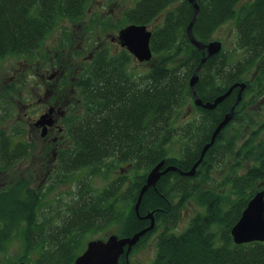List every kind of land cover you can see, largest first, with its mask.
I'll return each mask as SVG.
<instances>
[{"label": "trees", "instance_id": "trees-1", "mask_svg": "<svg viewBox=\"0 0 264 264\" xmlns=\"http://www.w3.org/2000/svg\"><path fill=\"white\" fill-rule=\"evenodd\" d=\"M90 1L0 0V63L9 57L41 55L46 40L62 22L85 21ZM242 1L197 0L200 13L194 37L207 44L223 25L235 20L237 49L243 53L234 60L233 52L223 49L209 58L199 72L198 96L204 103L213 102L234 84H247L233 120L206 153L197 174L164 175L144 195L137 216L135 204L150 170L165 160L166 166L190 171L239 90L214 110L195 106L190 79L203 54L187 34L193 6L188 0H138L125 17L129 24H153L151 48L158 60L148 73L137 76L129 67L133 58L128 51L99 52L89 62L77 85L83 112L68 127L72 147L60 161L66 174L85 170L88 174L62 208L65 216L60 223L47 217L41 206L43 195H35L33 188L25 186L28 182H15L0 192V253L7 250L14 232L22 230L23 238L21 256L4 264H73L86 235L118 227L114 235L131 237L150 225L144 217L152 212L156 227L140 239L130 256L160 230L150 264H264V243L236 245L231 236L257 185L264 183V119L253 127L244 112L256 97H264V0ZM67 31L64 28L62 35ZM67 42H72V36ZM59 45L55 51L60 60L70 53H64L65 43ZM190 106L200 115L183 123ZM232 127L236 131L227 137ZM231 152L235 163L217 186L222 187L221 193L203 189L222 163L216 157ZM118 165L137 172L126 190L123 176L103 190L92 187L91 178L104 170L109 174ZM193 198L205 211L194 216L183 233L174 234ZM52 209L59 210L55 204ZM120 262L127 263L125 255Z\"/></svg>", "mask_w": 264, "mask_h": 264}, {"label": "rangeland", "instance_id": "rangeland-1", "mask_svg": "<svg viewBox=\"0 0 264 264\" xmlns=\"http://www.w3.org/2000/svg\"><path fill=\"white\" fill-rule=\"evenodd\" d=\"M137 1L138 0H91L89 2L85 21H83V23L77 24L71 23L69 21L62 22L61 25L56 29V31L49 36L43 48L40 50L42 56L39 54L37 57L34 58L9 57L1 61L0 86H3L2 83L4 81H13V84H16L17 88L20 89L19 84L26 83L25 85L28 86L24 87V90H26L30 95L32 91H35L32 90L34 88L33 84L35 83V81L40 80L38 76L34 75V71L38 67L42 66V64L39 62L47 61V63H49V61L54 56H56V48L60 47V41L65 43V47L67 50H65L64 53H70L72 47L75 46L67 42L70 40L71 36L73 42L75 41L74 37L80 36L78 37L77 45L79 46V48H82L84 52L83 54H80L78 56L73 55V53L71 52L70 55L72 59H76V62L81 63L83 66H88L89 62L82 61L83 57H90L91 54H94L95 56L97 53H99L95 52L94 50L95 48H98V46H100L101 43H103L104 41L106 42V46H110V44L112 43V38L117 37L118 31L129 24L125 17V12L129 9H132L137 3ZM246 1L247 0H243L241 4ZM98 20L102 21L103 25ZM147 26L150 30L153 29V24H148ZM64 28L68 30L67 35L65 33H63L62 35V31L64 30ZM212 41H221L223 49L225 51H228L229 53L231 51L233 52L232 58L234 60H237L242 57V51L237 49V31L235 27V20H231L225 25H223L215 33L214 37L212 38ZM105 52L111 53L109 52V49H107V51ZM132 58L133 59L129 67L131 69V72L135 76L148 73L152 69L155 60H158V56H154V52L152 60H155L147 63H139L135 60L133 56ZM261 61L262 63H264V59H262ZM48 75H51V73L49 72ZM8 89L9 88L3 87V94L0 95L10 94L11 89ZM244 112H246L247 117H250L252 119V126L257 127L258 124H260L264 119V97H256L253 100L252 104ZM199 115L200 113H198L195 108H192V106H190L189 109L185 111V116L182 121L183 123H187L189 121H192L193 119L198 118ZM231 129L232 130L227 133V137H230L231 133L236 131L234 127H232ZM240 146L241 144L239 143L237 148H239ZM176 149H180L179 143L176 144ZM38 151L39 150H37V152ZM235 152L227 154L226 157H216V159L218 158L222 163L210 174L211 179L209 180V182H206L203 185V189H212L221 193L222 187L219 188L217 186H220L224 177L229 173L230 168L235 163ZM38 163V161L33 160L29 164L32 166V169H37ZM54 165V171H51V173L49 172L47 176L45 175V180L43 179V177H41L42 175L40 171L38 172L40 174L35 173L34 181H28L25 186L30 189L33 188L36 191L35 195H43V203L41 206L43 209H46L45 212H47V217L53 219L55 223H60L61 218L65 216V213L62 208H64L65 204L71 201L72 198L75 196L79 186L78 181H81L84 177H86L88 172L85 170L66 174L64 171L61 170L62 167L60 164V159ZM10 167H12V165ZM15 167L18 171V168L20 166L16 165ZM15 167L13 168L14 170L11 168L13 174H11L9 180H7V177L4 176L2 177V179H0V185H3L4 188L0 190L8 189V187L15 182L24 181L20 179L19 173L16 171ZM52 169L53 167H51V170ZM104 171L101 172L99 175L91 178V185L97 191L103 190L108 184L117 180L119 176L126 177V190V187L130 185L133 178H135V174L137 173L132 169L131 166L128 167L126 165L113 166L109 174H106V171ZM139 173H142V170H139ZM240 173H243V170ZM11 180H13V182H10ZM39 185H41L40 189L38 187ZM263 187L264 183L258 184L256 187L258 188L257 192L262 190ZM53 204L58 207V211H54V209L51 210ZM204 211V207H202L198 203L196 198L191 199L183 209L180 221L177 227L173 230V233L177 235L183 233L187 229L190 220L197 214L203 213ZM1 226L2 224H0V227ZM21 231L22 230H20L18 233L14 232V234L11 235V240L9 242V245H7V250L4 253H0V264H4L5 261L15 260L21 256L23 252V238L21 237ZM159 232L160 230L155 232L138 251H136L129 257L130 264H150L155 259L157 252L156 237ZM114 234H118V227H112L109 230L106 229L98 233L86 235L85 238H83V247L81 252L83 253V251H85L87 244L90 241L99 239L104 240Z\"/></svg>", "mask_w": 264, "mask_h": 264}, {"label": "flooded vegetation", "instance_id": "flooded-vegetation-1", "mask_svg": "<svg viewBox=\"0 0 264 264\" xmlns=\"http://www.w3.org/2000/svg\"><path fill=\"white\" fill-rule=\"evenodd\" d=\"M98 21L103 25L102 21ZM118 35L112 38L110 46H106L104 41L94 51L105 53L109 49L113 55L127 51L120 45ZM78 37H74L75 41L71 42V45H75L71 50L75 56L84 53L77 45ZM57 57L56 53L49 63L39 62L42 66L34 71V75L40 80L35 81L32 89L35 91L30 95L24 90L28 86L26 83L19 84L20 89L13 81H4L3 86H0V94H3V87L11 89L10 94L0 95V179L4 176L9 180L13 174L11 168L17 165L20 166L18 171L15 168L21 180L32 182L35 173L40 171L45 180L44 176L54 171V164L59 159L61 161L72 147L68 127L83 112L81 91L77 85L87 66L77 63L70 54L60 60ZM94 58V54H91L90 57H83L82 61L91 62ZM49 72L51 75H48ZM45 115H49L46 121L51 120L52 125L39 124ZM33 160L39 162L37 169H32L29 164ZM38 187L40 189L41 185ZM2 188L3 185H0Z\"/></svg>", "mask_w": 264, "mask_h": 264}, {"label": "water", "instance_id": "water-1", "mask_svg": "<svg viewBox=\"0 0 264 264\" xmlns=\"http://www.w3.org/2000/svg\"><path fill=\"white\" fill-rule=\"evenodd\" d=\"M194 8V16L188 26L187 34L192 45L202 52L203 58L196 68L193 76L190 79V87L194 95V104L205 110H214L222 102L236 90H238L237 98L231 110L224 116L223 120L218 124L213 132L211 141L206 144L201 152L199 160L194 164L192 169L187 172L181 171L176 166H166V161L163 160L158 163L146 176V182L140 190L138 200L135 204V211L139 217V209L144 195L150 188H155L160 179L169 172H178L185 177H194L197 174L198 167L203 162L206 153L215 144L220 133L233 120L237 106L243 99V94L247 88L246 83H236L231 86L228 91L217 97L213 102L204 103L196 92V85L199 82V72L206 61L219 54L223 50L221 41H212L207 44L202 43L194 37L193 28L200 13V6L197 0H188ZM153 32L147 25L130 24L124 27L118 35L120 45L125 48L139 63L150 62L153 58V51L151 48ZM49 115H45L39 124L52 125V121H46ZM144 219L150 220V225L135 233L131 237H120L118 235H111L106 240L99 239L90 241L87 244L85 251L80 254L73 264H121L120 260L123 255L129 263V256L134 246H136L140 239L148 232H151L156 227L154 212L148 213ZM231 236L236 245H244L254 242L264 243V190L258 191L252 199L248 202L246 209L243 211L241 218L231 230Z\"/></svg>", "mask_w": 264, "mask_h": 264}]
</instances>
